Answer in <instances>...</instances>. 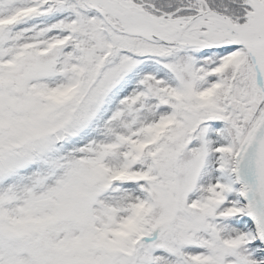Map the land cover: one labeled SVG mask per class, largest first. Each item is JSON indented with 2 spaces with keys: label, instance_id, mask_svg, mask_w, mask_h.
<instances>
[{
  "label": "snow or ice",
  "instance_id": "6c2138e0",
  "mask_svg": "<svg viewBox=\"0 0 264 264\" xmlns=\"http://www.w3.org/2000/svg\"><path fill=\"white\" fill-rule=\"evenodd\" d=\"M0 264H264V0H0Z\"/></svg>",
  "mask_w": 264,
  "mask_h": 264
}]
</instances>
